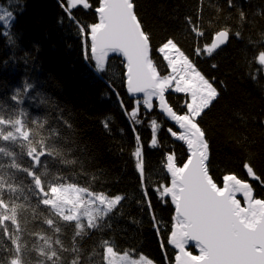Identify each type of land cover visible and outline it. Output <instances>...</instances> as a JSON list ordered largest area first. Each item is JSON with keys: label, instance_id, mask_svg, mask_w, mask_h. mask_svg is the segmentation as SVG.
<instances>
[{"label": "trees", "instance_id": "obj_1", "mask_svg": "<svg viewBox=\"0 0 264 264\" xmlns=\"http://www.w3.org/2000/svg\"><path fill=\"white\" fill-rule=\"evenodd\" d=\"M64 2L68 15L58 0H0L15 16L8 28L0 23V264H104L100 237L117 253L174 264L175 209L170 197L167 203L157 197L171 186L169 159L183 165L187 148L156 102L129 96L122 57L112 55L103 63L93 58L90 35L99 23L98 0H90L92 8L74 10V16L73 1ZM134 2L161 77L171 73L160 51L167 40L220 86L219 98L200 121L213 181L222 187L223 179L234 175L264 201V129L257 126L264 119V66L251 60L253 49L264 45L248 43L262 38L264 18L258 13L264 12V0H237L255 23L243 39L230 33L227 45L211 57L205 49L225 23L215 13L223 0ZM194 9L203 11L202 35L186 25ZM165 97L175 113L186 114L187 94L167 91ZM244 137L248 144L240 142ZM61 185L125 199L89 226L44 203ZM144 191L155 193L149 197L152 215L138 203L145 200ZM167 227L170 232H163Z\"/></svg>", "mask_w": 264, "mask_h": 264}, {"label": "water", "instance_id": "obj_2", "mask_svg": "<svg viewBox=\"0 0 264 264\" xmlns=\"http://www.w3.org/2000/svg\"><path fill=\"white\" fill-rule=\"evenodd\" d=\"M100 7L105 12H97L99 23L90 35L93 58L103 63L112 55L122 57L126 65L129 96L137 99L148 94L153 96L158 110L178 129L182 115L170 108L165 91L159 87L160 74L151 60L150 43L140 21L137 28L126 12L122 14L123 5L119 0H101ZM215 42L216 35L211 47ZM176 139L181 141L178 135ZM170 159L167 166L171 178L170 198L175 218L180 221L179 227L175 225L173 236L178 264H264V201L260 200L256 217L250 219L234 197L240 183L250 188L247 183L228 175L219 187L208 172L207 160L203 167L189 166L185 173L187 183L177 185L175 172L178 169H172ZM183 241L194 249L193 254L201 255L195 249H203L204 259H188L180 250ZM209 241L214 246L211 253L207 247Z\"/></svg>", "mask_w": 264, "mask_h": 264}, {"label": "snow or ice", "instance_id": "obj_3", "mask_svg": "<svg viewBox=\"0 0 264 264\" xmlns=\"http://www.w3.org/2000/svg\"><path fill=\"white\" fill-rule=\"evenodd\" d=\"M62 10L64 11L67 8V3L64 0H58ZM119 3L123 5L121 10L122 14L126 12L128 18L133 22V24L139 28V18L136 13V5L134 0H119ZM100 0L94 7L90 0H74L72 3L73 12L72 15H75L74 10H86L85 7L89 8L94 7V11L104 13L105 9L103 7H99ZM226 9V10H225ZM239 9V15H234V11ZM5 9H0V14H3ZM66 15V13L64 11ZM215 13L222 14L226 19L223 27L221 30L216 34V42L213 44L211 48H206L205 52L209 57H211L214 52L221 48L222 45H225L229 42V37L231 33V37H235L237 39H243V31L248 28L250 24H254L255 21L249 19V17L243 11V7L237 3V0H223V4H219L216 6ZM262 18H264V12H259ZM15 16L14 13L12 14L11 20H14ZM203 22V11L202 9H194L192 14L186 17V25L193 26L191 27L192 31H195L197 35H202L203 32L199 31L201 28V23ZM261 40L260 41H252L249 39L248 43L250 45L257 44V45H264V31L260 33ZM168 41L165 40L164 44H167ZM254 54L251 55V60L253 63H258L259 66H264V47L260 48L259 51H255L253 49ZM159 54V53H157ZM200 51L197 50V55H200ZM179 64V62H177ZM213 68H216V64H212ZM222 85V82H221ZM189 99L184 104V113L182 114V122L178 125V130L182 132V136L180 137L185 145L187 146V155L188 159L185 161L184 165L178 166L173 162L172 169H178L175 172V182L177 185L179 183L184 182L187 183L185 180V173L189 166H196L199 165L203 167L204 162L207 161L210 157V148L209 142L207 140V136L203 127L200 123L202 117L206 115L207 110L210 109L214 102L220 96V86H218L215 82V78H206L204 76H200L199 81H187L186 87L184 90ZM257 126L264 129V119H261L257 122ZM241 143L248 144L249 140L247 137H244L240 140ZM245 167L247 169H251L252 165L248 162L245 163ZM170 169V171L172 170ZM207 172L206 168L204 169ZM255 179V177H254ZM264 181V178H261ZM159 187V185L157 186ZM43 191V189H41ZM53 192L56 191L55 188L52 189ZM155 192L156 189H155ZM155 193H150L149 191H144L143 195L145 196V200L143 202L138 201L141 211L147 212L149 215H152L155 212V209L152 207L151 200L149 199L150 195H154ZM94 195L96 199H98L100 205L103 207V211L100 208H96V213L100 216L101 219L104 217H108L110 213L117 209L118 206L121 205L122 201L125 199V196L122 194H111L106 191H95ZM170 193H166L163 198L157 197V199L162 203H167L169 201ZM87 198V195L85 196ZM154 216V215H153ZM152 216V217H153ZM79 226V225H77ZM107 226V224H106ZM160 225L157 224V228L159 229ZM163 232H170V228L167 227V231ZM79 235V233H77ZM99 246L102 249L104 255V264H152L151 260L145 259L144 256H140L139 262L132 260H128V256H117L116 251H114V247L110 240L100 237L98 240ZM163 248H167V244L164 242L161 245ZM175 247V246H174ZM207 247L209 248V253L214 251V246L212 242L209 241ZM201 255L193 254V251L189 248H184L183 253L188 257L190 260L200 261L204 259L203 249H195ZM179 251V249H178ZM171 259V258H169ZM179 256L176 255L174 257V264H178Z\"/></svg>", "mask_w": 264, "mask_h": 264}, {"label": "rangeland", "instance_id": "obj_4", "mask_svg": "<svg viewBox=\"0 0 264 264\" xmlns=\"http://www.w3.org/2000/svg\"><path fill=\"white\" fill-rule=\"evenodd\" d=\"M72 1L74 2V0ZM0 9H5L4 13L0 14V23L8 28L13 21L11 20L12 13L1 3ZM160 51L169 63L171 73L168 76H160L159 87L165 91V94L167 91L187 94L184 91L186 82L199 81L200 76L203 75L173 42H168ZM177 62H179V64ZM140 99L144 100L145 103L153 102V96L149 94ZM181 136L182 132L180 131L178 135L179 139H181ZM181 141L184 143L182 139ZM173 161V158L170 159L171 166L173 165ZM53 188L56 189L55 192L52 191ZM53 188L50 191L49 198L44 199L45 204L67 220H86L85 223H87V225H95L100 218L95 209L100 208L101 211H103V207L100 205L98 199H96L93 191L75 185H61ZM167 193H170V190H168ZM86 195L87 198H85ZM234 197L240 205V209L244 211L246 217L254 219L261 201L254 198L251 188L240 183L236 188ZM175 225L178 227L180 226V221L177 218H175ZM184 248H189V244L185 241L180 245V250L182 251ZM124 255L128 256L129 261L135 260L139 262L140 257H133L128 253H117V256ZM145 259L149 260L146 257ZM124 264H127V262H124ZM152 264L155 263L152 262Z\"/></svg>", "mask_w": 264, "mask_h": 264}]
</instances>
